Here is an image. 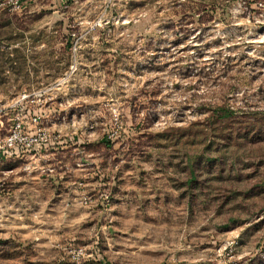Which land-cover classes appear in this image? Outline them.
Segmentation results:
<instances>
[{
    "label": "rangeland",
    "instance_id": "obj_1",
    "mask_svg": "<svg viewBox=\"0 0 264 264\" xmlns=\"http://www.w3.org/2000/svg\"><path fill=\"white\" fill-rule=\"evenodd\" d=\"M32 114L0 264H264V0L0 8V138ZM10 166H78L73 202L10 211Z\"/></svg>",
    "mask_w": 264,
    "mask_h": 264
},
{
    "label": "crops",
    "instance_id": "obj_2",
    "mask_svg": "<svg viewBox=\"0 0 264 264\" xmlns=\"http://www.w3.org/2000/svg\"><path fill=\"white\" fill-rule=\"evenodd\" d=\"M65 1L26 0L24 8L28 13L40 12ZM76 167L78 166H10V211L14 208L13 212L19 211L22 215H40L48 210L47 201L63 197V190L66 191V201L72 203L73 183L78 181L75 177L73 182L71 174L77 170ZM17 171L22 172L21 177L17 175Z\"/></svg>",
    "mask_w": 264,
    "mask_h": 264
},
{
    "label": "built area",
    "instance_id": "obj_3",
    "mask_svg": "<svg viewBox=\"0 0 264 264\" xmlns=\"http://www.w3.org/2000/svg\"><path fill=\"white\" fill-rule=\"evenodd\" d=\"M26 0H0V8L9 11H21L24 9ZM39 117L32 114L27 120L35 129L28 131L25 124L16 117L8 134L0 138V160H17L25 158L41 146L46 139L45 133L38 126Z\"/></svg>",
    "mask_w": 264,
    "mask_h": 264
}]
</instances>
